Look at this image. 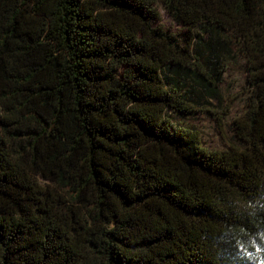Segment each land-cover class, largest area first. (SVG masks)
<instances>
[{
	"label": "trees",
	"instance_id": "16d2710c",
	"mask_svg": "<svg viewBox=\"0 0 264 264\" xmlns=\"http://www.w3.org/2000/svg\"><path fill=\"white\" fill-rule=\"evenodd\" d=\"M0 264H264V0H0Z\"/></svg>",
	"mask_w": 264,
	"mask_h": 264
},
{
	"label": "rangeland",
	"instance_id": "374dc122",
	"mask_svg": "<svg viewBox=\"0 0 264 264\" xmlns=\"http://www.w3.org/2000/svg\"><path fill=\"white\" fill-rule=\"evenodd\" d=\"M162 23L170 32H186V29L176 24L165 11H162ZM248 77L243 58L227 64L220 86L221 101L209 99L206 109L202 108L178 119L185 126L195 128L200 133L206 148L221 151L228 149L230 145L239 144L234 120L245 109V98L249 89Z\"/></svg>",
	"mask_w": 264,
	"mask_h": 264
}]
</instances>
